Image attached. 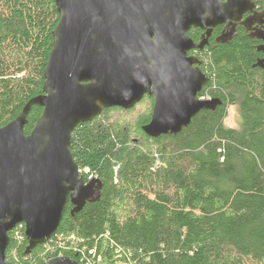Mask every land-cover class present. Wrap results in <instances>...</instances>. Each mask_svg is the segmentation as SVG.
<instances>
[{
	"label": "trees",
	"instance_id": "trees-1",
	"mask_svg": "<svg viewBox=\"0 0 264 264\" xmlns=\"http://www.w3.org/2000/svg\"><path fill=\"white\" fill-rule=\"evenodd\" d=\"M60 19L54 0H0V127L44 92L45 68ZM198 42L201 33L191 29ZM208 77L199 97L220 98L177 134L143 130L151 95L132 108H104L72 132L71 151L98 198L28 252L24 224L9 232V264H47L65 255L81 264H264V68L239 30L197 50ZM235 106L237 127L226 124ZM43 112L34 105L30 134Z\"/></svg>",
	"mask_w": 264,
	"mask_h": 264
},
{
	"label": "water",
	"instance_id": "water-1",
	"mask_svg": "<svg viewBox=\"0 0 264 264\" xmlns=\"http://www.w3.org/2000/svg\"><path fill=\"white\" fill-rule=\"evenodd\" d=\"M60 19L45 68L44 92L0 127V264H9V232L24 224L30 252L49 240L64 216L98 198L100 180L86 181L71 151L75 127L104 108L134 107L145 94L154 97L151 137L177 134L220 98L198 95L208 82L202 49L188 34L240 20L253 0H54ZM230 33L229 36H231ZM264 51V46L261 47ZM256 65L264 68V59ZM34 105L43 107L30 134L25 125ZM47 264H81L60 255Z\"/></svg>",
	"mask_w": 264,
	"mask_h": 264
},
{
	"label": "flooded vegetation",
	"instance_id": "flooded-vegetation-1",
	"mask_svg": "<svg viewBox=\"0 0 264 264\" xmlns=\"http://www.w3.org/2000/svg\"><path fill=\"white\" fill-rule=\"evenodd\" d=\"M253 1L254 6L252 7V10L245 12L240 20H232V22H230L229 24L222 23L213 27L212 32L209 36L206 35V31L208 30V28L203 29L200 27L193 26L191 29H198V31L201 33V39L198 42H195L200 43L204 35L207 37V43L205 46L210 43V39L213 35L216 41L224 42L231 39L234 35H236L239 30H242L244 34L248 35V37H250L254 41L256 50L259 52L256 62L261 59H264V51L263 49H261V47L264 46V0ZM230 33H232L231 36H229ZM202 49H192L189 51L188 54L197 56V50Z\"/></svg>",
	"mask_w": 264,
	"mask_h": 264
},
{
	"label": "rangeland",
	"instance_id": "rangeland-1",
	"mask_svg": "<svg viewBox=\"0 0 264 264\" xmlns=\"http://www.w3.org/2000/svg\"><path fill=\"white\" fill-rule=\"evenodd\" d=\"M240 119L238 110L235 106L228 107V116L226 118V124L231 127H237L238 121Z\"/></svg>",
	"mask_w": 264,
	"mask_h": 264
},
{
	"label": "built area",
	"instance_id": "built-area-1",
	"mask_svg": "<svg viewBox=\"0 0 264 264\" xmlns=\"http://www.w3.org/2000/svg\"><path fill=\"white\" fill-rule=\"evenodd\" d=\"M201 98L202 99H211V97H205V96H202Z\"/></svg>",
	"mask_w": 264,
	"mask_h": 264
}]
</instances>
